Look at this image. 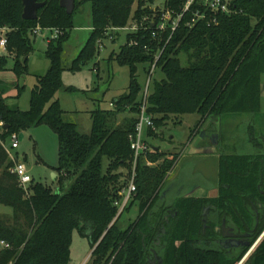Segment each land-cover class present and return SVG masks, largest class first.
Returning a JSON list of instances; mask_svg holds the SVG:
<instances>
[{
    "label": "trees",
    "instance_id": "1",
    "mask_svg": "<svg viewBox=\"0 0 264 264\" xmlns=\"http://www.w3.org/2000/svg\"><path fill=\"white\" fill-rule=\"evenodd\" d=\"M40 1L46 2V6L39 10L38 20L26 21L22 18L23 0H0V29H10L8 56L0 57V71L6 70L9 57H14L13 71L19 77L28 73V59L34 51L29 33L37 26L60 29L64 34L68 31L49 42L46 56L50 68L37 77L28 111L12 109L0 98V121L8 126L0 135L7 141L14 133L48 127L58 139V165L53 171L58 175L60 190L72 183L66 192L59 193L34 180L27 194L11 172L13 162L0 143V205L12 209V214L0 215V242L9 245L0 247V264H69L75 230L90 241L91 264H147L146 256L154 244L157 228L165 223L170 211L177 215L170 217V225H165L168 264H228L192 246L191 240L201 232L203 201L169 196L166 179L177 157L154 148V153L139 160L136 197L126 209L130 211L138 203L139 216L125 229L119 227L121 216L117 218L115 202L121 199L119 193L132 171L129 136L135 131L142 100L136 77L138 65L153 66L157 61L156 69L164 75L150 86L147 112L153 117L156 130L148 132L149 138L157 137V131L172 116L197 114L200 120L196 130L209 119L260 113L264 0H229L231 12L218 16V24L211 26L207 19L189 27L193 18L190 11L172 36L171 31L160 32L150 22L160 21L161 15L152 9L157 0H76L72 15L60 7V0ZM186 1L167 0L166 10L176 18ZM86 3L92 6L93 31L74 60L72 72L80 71L95 56L111 29L142 24L138 32L127 35L126 44L115 58L130 69L128 92L114 101V109L92 112L89 135L81 134L77 124L65 120L66 112L57 98L59 92L69 90L62 80L63 45L74 29L77 9ZM145 18L148 21L144 22ZM126 110L134 116L118 124L119 115ZM146 160L155 166H147ZM246 160L243 156L224 157L220 181L232 186L234 178L230 171ZM241 183L247 185L246 179ZM176 241L184 242L177 248Z\"/></svg>",
    "mask_w": 264,
    "mask_h": 264
},
{
    "label": "rangeland",
    "instance_id": "2",
    "mask_svg": "<svg viewBox=\"0 0 264 264\" xmlns=\"http://www.w3.org/2000/svg\"><path fill=\"white\" fill-rule=\"evenodd\" d=\"M166 3L167 0H157L152 9L157 13H163ZM91 10V4L86 3L75 13L74 29L69 31V38L64 43L62 52L64 68L62 80L66 90H69L61 91L57 95L61 108L66 112L65 120L77 124L78 131L86 135L92 132L91 112L112 110L111 104L128 92L131 81L130 69L115 61L122 46L126 44L127 35L130 34L122 29H111L108 38L98 46L95 56L88 60L80 71L70 70L93 31ZM38 28L40 26L36 27ZM66 32L68 31H65V34ZM65 34H61L54 41ZM29 37L34 51L28 59V73L19 77L13 71L14 57H9L7 69L0 71V98L10 108L21 111L30 109L32 91L37 84L36 77L45 75L50 68V60L46 52L49 42L53 41L49 32L36 35L33 30L30 31ZM6 56L8 53L0 49V57ZM181 58L183 62L186 61L185 57ZM151 71L152 66L149 64L138 65L136 77L142 94L149 80L150 85L153 86L156 80L161 81L164 78L159 68L153 73ZM132 116L134 115L126 110L118 118L123 122ZM199 120L200 116L197 114L172 116L166 126L157 131V137L148 139L149 144L154 148L177 157L166 179V188H169V196L172 199L191 193L192 189H195L192 193L196 195L213 191L218 183L221 155L242 154L247 151L250 139L259 140L264 136V76L260 113L230 114L218 120L209 119L203 124L201 133L195 135ZM20 135H23V139L19 142V148L15 153L19 161L27 166L35 182L51 187L54 192H66L72 182L65 181L63 190H60L57 178L54 179L52 172V167L58 165L56 135L46 126L22 132ZM7 143L10 144V141ZM210 147L212 148L210 152H204L203 148ZM122 172L126 174L125 170ZM139 210V204L136 203L130 211L124 212L119 218V227L125 229L135 221L139 216ZM4 214H12V209L0 205V215ZM91 255L89 239L75 230L69 264H91L89 262Z\"/></svg>",
    "mask_w": 264,
    "mask_h": 264
},
{
    "label": "flooded vegetation",
    "instance_id": "3",
    "mask_svg": "<svg viewBox=\"0 0 264 264\" xmlns=\"http://www.w3.org/2000/svg\"><path fill=\"white\" fill-rule=\"evenodd\" d=\"M200 129L195 135L201 133ZM203 149L210 152L212 148ZM227 156L247 158L246 165H236L230 171L234 178L232 186L220 181L222 159ZM244 178L247 185L241 183ZM179 198L203 201L201 232L191 240L195 250L214 254L228 264H264V136L259 140L250 139L247 151L242 154L221 155L218 183L213 191L176 197ZM176 215L170 211L165 223L158 226L154 244L146 256L147 264H168L165 225H170V217ZM183 242L176 241L175 246L178 248Z\"/></svg>",
    "mask_w": 264,
    "mask_h": 264
},
{
    "label": "built area",
    "instance_id": "4",
    "mask_svg": "<svg viewBox=\"0 0 264 264\" xmlns=\"http://www.w3.org/2000/svg\"><path fill=\"white\" fill-rule=\"evenodd\" d=\"M192 11L193 18L191 22L188 24L189 27L194 26L199 21H204L208 19V26L217 25L218 20L217 17L220 15H227L230 11V2L229 0H187L184 5L183 12L178 14L176 18H173V13L168 10H164L163 13H159L161 16L160 21L156 23L155 21H150L160 32H166L167 30L171 31V36L176 31L179 26V23L183 19L184 15L188 12ZM155 13H157L154 10ZM157 17V14L154 17ZM143 21H148V18L143 19ZM142 24H134L131 27L123 28L122 31H127L130 33H136L141 29ZM41 32H49L51 33L50 39H57L63 32L60 29H42L38 28L34 30V33L37 35ZM8 30L6 28L0 29V49L4 52L7 50L8 38H7ZM109 33H107V36ZM111 39V38H110ZM169 38L168 42L170 41ZM133 44V43H132ZM102 45V42H100ZM156 63L152 66V73L156 69ZM150 80L146 84L145 90L142 94V100L139 106L138 111V122L135 128L134 133L129 136L131 150L133 152V160H132V171L130 174L129 181L124 189L119 193L120 200L115 202V207L118 208L119 218L126 209L129 207L131 202L136 197L137 187L135 184L136 179V168L139 160L144 157L146 158L149 154L154 153V147L151 146L148 142V132L150 130H156L154 125L153 117L150 116L147 112L148 109V96L150 92ZM112 107L113 104H111ZM5 124L0 121V133L3 132ZM10 141V144L7 142ZM21 141V135L19 133H14L10 135L7 141H4L0 135V143L3 146L4 150L9 156V159L13 162V167L11 168V172L18 177L19 186L28 194L31 185L34 182V179L30 175V172L27 166L20 162L15 151L19 148V142ZM147 166L151 167L154 163L146 160ZM0 247L9 248L5 242H0Z\"/></svg>",
    "mask_w": 264,
    "mask_h": 264
},
{
    "label": "water",
    "instance_id": "5",
    "mask_svg": "<svg viewBox=\"0 0 264 264\" xmlns=\"http://www.w3.org/2000/svg\"><path fill=\"white\" fill-rule=\"evenodd\" d=\"M45 6H46V2H41L40 0H23L24 9H23L22 18L26 21H37L39 18L38 17L39 10H41ZM60 7L63 8L68 15H72L76 8V0H60ZM4 128L7 129L8 126L5 125ZM22 139H23V135H21V140ZM53 176L55 179L56 174L54 173ZM194 190L195 189H192V192ZM191 193H188L187 195Z\"/></svg>",
    "mask_w": 264,
    "mask_h": 264
},
{
    "label": "crops",
    "instance_id": "6",
    "mask_svg": "<svg viewBox=\"0 0 264 264\" xmlns=\"http://www.w3.org/2000/svg\"><path fill=\"white\" fill-rule=\"evenodd\" d=\"M37 78V77H36ZM58 98V97H57ZM58 100H59V98H58ZM94 102H95V100H93ZM59 102H60V100H59ZM99 102V101H98ZM112 109H114V107H112ZM92 112H94V111H92ZM92 112H91V114H92ZM92 118V117H91ZM121 123V121L119 120V118H118V124H120ZM200 127H201V129H200ZM198 129H196L195 130V133L194 134H196L197 133V131L200 129V130H203V125L202 126H200ZM149 139V138H148ZM57 141H58V139H57ZM57 157H58V142H57ZM170 158H172V157H170ZM44 162V161H43ZM53 168H55V167H52V172L53 173H55L54 171H53ZM56 174V173H55ZM57 174H56V178H57ZM55 178V179H56Z\"/></svg>",
    "mask_w": 264,
    "mask_h": 264
}]
</instances>
